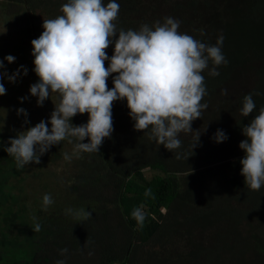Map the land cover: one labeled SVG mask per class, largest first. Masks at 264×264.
Returning a JSON list of instances; mask_svg holds the SVG:
<instances>
[{"label": "trees", "instance_id": "trees-1", "mask_svg": "<svg viewBox=\"0 0 264 264\" xmlns=\"http://www.w3.org/2000/svg\"><path fill=\"white\" fill-rule=\"evenodd\" d=\"M1 1L5 17L14 16L19 23L23 48L33 62L31 41L43 32V20L62 15L61 7L68 0ZM184 1L195 21L184 28L186 34L196 32L198 40L208 45L224 37L222 52L228 63L217 66L219 75L211 76L209 61V68L201 73L207 92L201 103L214 96L233 70L247 69L255 78L253 87L237 98L238 115L226 132L227 139L213 144L220 166L202 172L201 166L193 164L201 156L195 159L193 153L179 161L148 138L151 126L146 131L135 130L134 124L113 128L98 153L76 155V138H71L72 143L65 139L51 146L39 164L26 166L56 165L64 157L61 148L70 146L76 170L66 191L74 197L76 209L92 215L83 219L73 213H39L29 223L21 213L1 210V204L16 202L17 195L10 192L8 183L26 166L17 169L14 158L4 151L10 146L7 141L20 131L0 127V251L14 254L2 253L1 264L7 258L11 264H55L58 260L65 264H264V237L259 234H264V184L259 190L250 189L239 163L244 157L239 143L246 139L242 127L264 107V0ZM108 2L102 0L104 5ZM116 2L120 5L114 21L117 28L134 30L128 25L134 0ZM194 29L208 32V37L202 38ZM105 51L111 57L113 45ZM115 75L108 77L107 84L113 86ZM249 93L256 108L243 117V97ZM121 112L128 115L127 104ZM87 121V113L70 120L76 126ZM87 142V138L82 141ZM203 149L210 153L212 148L201 145ZM144 171L150 175L146 177ZM146 189H151L150 196H145ZM138 207L145 213L143 227L131 216ZM35 223L41 225L39 232L33 230ZM64 248L68 251L61 255Z\"/></svg>", "mask_w": 264, "mask_h": 264}, {"label": "clouds", "instance_id": "clouds-1", "mask_svg": "<svg viewBox=\"0 0 264 264\" xmlns=\"http://www.w3.org/2000/svg\"><path fill=\"white\" fill-rule=\"evenodd\" d=\"M119 9L116 0L106 5L102 0H68L61 7L62 15L43 20V32L31 41L33 71L39 80L30 85L29 93L37 98V106H43L50 93L57 94L58 103L49 120H41L7 141L10 146L4 151L14 158L17 169L29 163L39 164L40 157L51 146L65 139L72 143L71 138H76V155L98 153L104 139L113 131L111 110L117 100H126L135 130L145 131L151 126L148 138L171 152L181 147L180 132H192L191 122L200 118L202 109L207 108L206 103H201L207 94L201 73L209 68V61L213 65L209 69L211 76L219 75L217 66L228 63L222 52L223 35L215 45H208L179 32L180 21L172 17H166L163 23L157 21L151 27L142 24L139 30L118 29L114 21ZM109 45H113L111 57L105 51ZM4 60L12 63L15 57L8 55ZM3 67L0 61V68ZM21 69L26 75L27 69L21 65L11 75L0 72V78L6 76L9 82H15ZM113 73L117 75L113 76V87L109 89L107 79ZM4 94L6 89L0 83V95ZM224 94L227 95V90ZM252 96L249 93L243 97V117L256 108ZM83 113L88 114L86 123L76 126L70 122L72 117ZM17 114L27 116L23 108L17 109ZM242 134L246 139L239 143L244 152L239 161L240 174L250 189L259 190L264 184V107L242 127ZM85 138L88 142L82 143ZM213 139L222 143L227 136L218 129ZM198 141L199 135L191 151ZM64 158L71 159L67 153ZM176 158L181 156L178 154ZM151 194V189H146L145 196ZM52 203L51 195L45 194V209ZM73 214L83 219L92 215L85 209ZM131 216L143 227L142 207L135 208ZM33 230L39 232L41 225L35 223ZM67 251V248L61 249V255ZM55 264L65 262L58 260Z\"/></svg>", "mask_w": 264, "mask_h": 264}, {"label": "rangeland", "instance_id": "rangeland-1", "mask_svg": "<svg viewBox=\"0 0 264 264\" xmlns=\"http://www.w3.org/2000/svg\"><path fill=\"white\" fill-rule=\"evenodd\" d=\"M1 3L2 1L0 0V61L3 62L4 67L0 68V72H6L7 75H11L22 65L27 69V74L23 75V69H21V74L17 75L15 82H9L6 76L0 78V83L6 89V94L0 95V127L6 131L14 129L24 131L29 127L35 126L41 120H49L50 114L54 110V105L58 103V98L57 94L50 93L49 99L44 101L43 106H37V98L30 95V85L38 82L39 78L33 71V62H30L31 60L26 56L27 49L23 48L21 32L18 27L19 23H15L14 16L7 15L5 17L4 14L6 12L1 7ZM14 11L15 8L12 9V13H15ZM166 17H172L180 21L178 31L181 33H186L184 28L189 29V23L195 22L192 21L194 15L189 11L184 0H134L128 15V21L130 22L128 25L132 26L134 30H139L142 24H148L151 27L157 21L163 23ZM218 19L220 18L218 17L216 20ZM196 31L202 38L208 37V32L206 33V31L201 29ZM201 32H203V35ZM195 34L196 32L191 33V36L198 40ZM8 55L14 56L15 61L8 63L4 60V57ZM26 66H29V69ZM254 79L252 72L250 73L247 69L241 72L238 70L231 71L230 75H228V81L218 88L212 98L210 96L207 99V108L202 109L201 117L191 122L192 132H180L178 134V139H181V147L174 152L167 150L163 145H159L160 148L164 149L163 151L168 154L171 152L174 157L179 154L181 156L179 161L187 160L186 155L190 156L191 153L196 159V155L199 154L201 161L196 160L193 164L201 166L202 172L207 167L210 169H215L216 166L219 167V160H216L217 156L213 150L215 148L213 144L216 143L213 135L218 129L223 130L225 134L230 130L238 115L237 98L253 87ZM107 85L109 89L113 87L111 84ZM225 90H227V95L224 94ZM22 97L25 99L21 100L20 98ZM122 105L126 106V100L114 101L111 110L113 128L118 130L122 126L134 124L129 114L126 115L121 112ZM20 108L26 110L27 116L17 114V109ZM25 120L28 121L27 124L24 123ZM48 126L49 128L51 127L50 124ZM197 135H199L198 144L191 151V145L195 142ZM64 142H67V140ZM201 145L212 148L210 153L206 149H203L202 152ZM61 150L62 153H67L71 159L66 160L63 157L56 165L26 166L19 176L10 179L8 183L10 184V192L17 195V200L15 203L10 201L7 204H1L3 212L7 208L16 214L21 213L19 216L31 223L35 221L33 218H36L39 213L51 216L63 214L64 212L70 214L78 211L74 197L66 191L71 183L70 176L75 175L76 168L73 167L75 160L72 157L70 146H63ZM144 172L146 177L150 175V171ZM224 178H229V175L227 177L224 176ZM45 194H50L53 200V203L47 206L46 209L43 205V196ZM69 209L73 211L69 212ZM2 214H0V218H2ZM259 234L264 237V234ZM177 245L181 244L177 243ZM2 253L14 255L11 250L4 249V251H0V258ZM9 260L11 259L7 258L5 264H11Z\"/></svg>", "mask_w": 264, "mask_h": 264}]
</instances>
